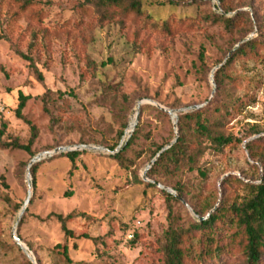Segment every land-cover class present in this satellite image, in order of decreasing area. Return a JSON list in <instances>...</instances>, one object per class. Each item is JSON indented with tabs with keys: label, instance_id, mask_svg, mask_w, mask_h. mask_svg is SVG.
<instances>
[{
	"label": "rangeland",
	"instance_id": "obj_1",
	"mask_svg": "<svg viewBox=\"0 0 264 264\" xmlns=\"http://www.w3.org/2000/svg\"><path fill=\"white\" fill-rule=\"evenodd\" d=\"M18 1L0 0V264L29 260L12 238L29 186L32 197L15 234L36 264H161L157 240L169 217L186 227L200 218L193 208H217L223 194L240 201L246 194L241 185H222L229 177L260 183L262 165L246 145L264 139V50L229 67L233 82L225 89L241 104L225 129L243 142L220 155L205 152L200 165L208 170L206 180L196 172L180 178L190 192L182 198L186 205L167 202L163 189L135 184L133 176L155 183L143 176L151 153L172 131L177 135L174 118L146 108L154 107L148 101L177 116L206 107L215 96L214 73L220 64L243 42L264 34V0H145L142 15L116 11L109 21L77 13L86 0H30L24 10ZM223 7L230 9L227 17L240 18L237 30L229 32L211 20L212 14H223ZM19 93L30 97L21 111L24 120L15 116ZM122 94L129 99L123 111L114 103ZM140 100L147 103L135 126L138 138L125 155L127 168L112 160L113 154L83 150L74 164L61 156L66 153L46 155L34 179L31 170L28 178L29 163L39 154L81 145L106 148L117 142L122 123L126 141ZM26 123L35 127L34 138ZM252 129L260 133L249 136ZM11 143L29 146V152L6 146ZM156 180L166 184L161 176ZM71 213L83 216L68 228L91 240L67 239L49 219L50 214ZM56 245L67 246L69 262L54 250ZM194 255L190 251L191 259ZM242 262L225 257L205 264Z\"/></svg>",
	"mask_w": 264,
	"mask_h": 264
},
{
	"label": "trees",
	"instance_id": "obj_2",
	"mask_svg": "<svg viewBox=\"0 0 264 264\" xmlns=\"http://www.w3.org/2000/svg\"><path fill=\"white\" fill-rule=\"evenodd\" d=\"M145 0H86L76 7V12L81 13L83 17L97 18L98 21H109L112 19L116 11L122 14L142 15L144 12ZM222 3V0H220ZM21 9L24 10L32 3L30 0H19ZM174 4V3H169ZM223 14H212L210 17L214 23L223 24L224 28L231 32L240 27V18L238 16L227 17L226 14L230 9L223 7ZM209 18V17H208ZM163 23L168 28V22ZM247 22V21H246ZM247 24V23H246ZM1 38V37H0ZM264 50V34L261 38H253L243 42L240 46L233 50L232 54L214 73V83L216 85L215 96L204 108L179 114L177 116V135L172 131L171 138L162 145H158L151 153L153 159L156 154L165 146H168L176 139L173 146L163 152L154 165L147 171L146 177L155 183H144L139 176L134 175L135 184H142L148 188L160 185L156 177L161 176L167 187H171L181 198L186 199L190 194L184 185L180 182V178L185 175L196 172L198 177L206 180L208 170L201 167L200 161L206 151H210L214 155H220L229 146L241 144L243 139L235 136L233 133L226 131L225 125L236 115L241 100L232 95L225 89L227 82H233V78L229 75V67L235 61L247 57H259V52ZM20 56L31 61L29 57L20 53ZM202 60V58H201ZM42 80V77H39ZM114 92V88L108 89ZM48 90L46 94H49ZM45 94V95H46ZM116 94V93H115ZM29 96L19 93L18 106L15 116L24 120L21 111L24 109ZM120 102L117 103L114 97L115 105H119L121 111L125 110V104L128 97L124 94L119 96ZM159 115L167 117V115L154 107L147 106ZM33 138L36 135L35 127L30 123ZM126 124L122 123L118 132L117 142L114 145H104L110 152L116 150L119 142L124 138V130ZM5 129V124H2ZM2 133V130L0 134ZM260 132L252 129L249 136H254ZM139 135V125L134 129L130 138L124 141L118 153L110 156L120 166L127 168L130 160L126 158V153L131 150L132 145ZM32 142V141H30ZM264 139L254 140L246 145L253 160L257 159L262 165V177L257 185L243 183L238 178L229 177L222 182L225 187L228 184L241 185L246 194L237 201V197L229 199L224 194L217 208L208 207L205 211L193 208L196 215L205 218L211 211L210 216L203 221L193 220L186 227L179 225L174 217H169L168 228L160 240H157L160 252L158 253L161 264H205L208 261L220 260L225 257H240L242 264H264ZM16 149H23L29 152V146H22L17 143H11ZM254 148L260 150L259 153L253 151ZM80 155L78 152H68L61 154L62 157L68 158L73 164L74 160ZM40 162L31 167V174L34 179V173ZM258 170L257 167H253ZM33 182V186H34ZM162 186V185H161ZM160 193L167 202L179 203V199L160 190ZM171 212V211H170ZM83 216L82 214L71 213L66 216L60 214H50L49 219L56 221L61 227L65 238L90 239L88 235L81 234L76 236L72 230L68 228V224L75 217ZM170 216V213H169ZM231 228L235 231L226 236ZM225 232V233H223ZM135 236V235H134ZM96 241V239H93ZM225 240H227L225 242ZM134 242V241H133ZM54 250L67 262H69L67 246L56 245ZM190 251L194 252V259L190 258ZM25 264H32L26 260Z\"/></svg>",
	"mask_w": 264,
	"mask_h": 264
},
{
	"label": "water",
	"instance_id": "obj_3",
	"mask_svg": "<svg viewBox=\"0 0 264 264\" xmlns=\"http://www.w3.org/2000/svg\"><path fill=\"white\" fill-rule=\"evenodd\" d=\"M147 102H144L143 100H140L137 102V105H136V109H135V112H136V117H135V120H134V123L132 126L128 125L127 127V133L126 135H128V138L127 140L130 138L131 134L133 133L134 129H135V126L138 122V118H139V113H140V108L143 104H146ZM149 104L153 105L154 107L158 108L159 110L167 113L168 115L171 116L172 120H173V117L176 118V121H173V126L174 128L176 129L177 128V111H173V110H168L164 107H162L161 105H159L158 103H155L153 101H148ZM201 107L200 106H196V107H192L190 108L189 110L193 111V110H198L200 109ZM176 142V139L174 141H172L168 146L162 148L157 154L156 156L153 158V160L151 161V163L148 165V167L145 169L144 173H143V176L145 177L147 171L154 165V163L159 159V157L161 156V154L167 150H169L173 144ZM124 144V140H122V142L119 144V146L116 148L115 151L113 152H110L108 149L106 148H103V147H96V146H90V145H81V146H77L73 149H68V148H57L55 149L54 151L52 152H48V153H45V154H39L37 157H35L30 163H29V166L27 168V176L28 178L30 177V169L31 167L42 161L43 159H45V156L48 155L49 157H53L54 155H57V154H61V153H67V152H77V151H83V150H86V151H99V152H105V153H109V154H115V153H118L121 149V147L123 146ZM159 188L163 189L164 191H166L167 193L173 195L174 197H176L177 199H179L184 205H186L185 201L173 190H171L170 188L168 187H164V186H161V185H158ZM31 197H32V191H31V187L29 186V190H28V194H27V199L26 201L24 202L23 206L21 207V211L19 213V218L16 222V226L13 228V231H12V238L13 240L15 241L16 245L27 255L28 259L30 260V262L32 264H36L34 258L32 257L31 253L29 252L28 248L21 242V240L16 236V228L18 226V223L20 222L23 214L25 213L29 203H30V200H31ZM191 211V210H190ZM192 212V211H191ZM210 216V213L208 214L207 217L205 218H199V221H203V220H206L208 217Z\"/></svg>",
	"mask_w": 264,
	"mask_h": 264
},
{
	"label": "bare ground",
	"instance_id": "obj_4",
	"mask_svg": "<svg viewBox=\"0 0 264 264\" xmlns=\"http://www.w3.org/2000/svg\"><path fill=\"white\" fill-rule=\"evenodd\" d=\"M174 118V120L176 121V118L175 117H173ZM133 123H134V121L132 122V124L130 125V126H132L133 125Z\"/></svg>",
	"mask_w": 264,
	"mask_h": 264
}]
</instances>
